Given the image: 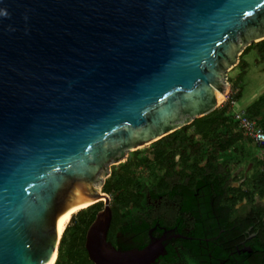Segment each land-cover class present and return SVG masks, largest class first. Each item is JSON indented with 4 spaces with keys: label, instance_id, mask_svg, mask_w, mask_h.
Segmentation results:
<instances>
[{
    "label": "water",
    "instance_id": "water-1",
    "mask_svg": "<svg viewBox=\"0 0 264 264\" xmlns=\"http://www.w3.org/2000/svg\"><path fill=\"white\" fill-rule=\"evenodd\" d=\"M262 40L264 0H0V264H48L99 201L89 259L154 264L162 238L106 239L110 166L216 109Z\"/></svg>",
    "mask_w": 264,
    "mask_h": 264
},
{
    "label": "trees",
    "instance_id": "trees-1",
    "mask_svg": "<svg viewBox=\"0 0 264 264\" xmlns=\"http://www.w3.org/2000/svg\"><path fill=\"white\" fill-rule=\"evenodd\" d=\"M250 49L256 54L255 65L264 62V40L244 49L238 64L229 71L240 68L241 72L235 79L229 76V72L227 74L230 88L228 100L206 115L194 119L191 124L184 125L153 142L149 149L133 151V157L110 167V175L104 182L102 192L110 198L111 221L106 239L114 247L117 241V229H113L115 221L118 225L131 216L132 204L144 209L145 195H155L150 188L156 189L157 194L162 191L158 189L162 186V179L154 164L162 163V178L167 180L179 178L186 183L187 180L193 179L198 185L204 182L217 185L221 178L241 181L239 186L229 187L226 192L229 198L225 204L231 219L234 220L237 216L236 207L245 202L244 226L239 230H231L222 239V246L233 249L236 243L245 240L246 245L252 249V253L246 258V264H264V207L256 203L264 200V171L256 155L258 147H249V144L253 143L240 128L231 104V101L235 102L241 97L240 86L247 68L243 55ZM244 112L264 131V96L248 106ZM242 167L251 169V173L237 174ZM137 172H140L141 178L148 176L149 185L138 180ZM145 172H149V175L144 174ZM168 188V192H171L173 185ZM102 208L103 202L99 201L75 213L60 236L53 264H94L85 249V237L89 226ZM200 214L198 216L201 218ZM123 250H128V247ZM218 263L219 257L204 264ZM193 264L198 263L194 260Z\"/></svg>",
    "mask_w": 264,
    "mask_h": 264
},
{
    "label": "flooded vegetation",
    "instance_id": "flooded-vegetation-1",
    "mask_svg": "<svg viewBox=\"0 0 264 264\" xmlns=\"http://www.w3.org/2000/svg\"><path fill=\"white\" fill-rule=\"evenodd\" d=\"M132 152L127 154L126 160L133 157ZM154 164L162 179V186L158 188L162 191L157 194L156 189L150 188L155 195H145L144 209L132 204L131 216L117 225L115 247L139 249L141 245V248L148 245L152 238H162V255L154 264H193L194 260L204 264L217 257L218 264H246L252 249L245 240H240L233 249L222 246V239L231 230L244 226L246 211L241 208L245 202L236 207L234 220L225 204L229 198L226 194L229 187H237L241 181L221 178L217 185L206 182L198 185L193 179L186 183L179 178L167 180L162 178V163ZM144 174L149 175V172ZM136 175L139 177L140 172ZM138 180L142 184L149 183L148 176ZM171 184L173 189L168 192Z\"/></svg>",
    "mask_w": 264,
    "mask_h": 264
},
{
    "label": "rangeland",
    "instance_id": "rangeland-1",
    "mask_svg": "<svg viewBox=\"0 0 264 264\" xmlns=\"http://www.w3.org/2000/svg\"><path fill=\"white\" fill-rule=\"evenodd\" d=\"M255 58H256V54L253 49H250L246 54L243 55V60L246 62L247 68L245 69V76L243 77L242 84L240 86L241 97L239 100L235 101L234 105H232V109L234 112L245 110L252 103H254L259 98L264 96V62L259 65H255L254 64ZM240 72H241V69L236 68L232 72H229V76L235 79V77ZM223 101L225 100L223 99ZM148 148H149V145L141 148L140 150H146ZM128 155H130V152ZM244 172L245 174L249 175L251 173V169L249 170L247 169V167L239 168V170L237 171V174H243ZM256 203L258 206L264 207V200L258 201ZM241 209L245 210V207L243 206ZM76 212L72 214V217L75 215ZM113 229L114 230L117 229V221H115V224L113 225Z\"/></svg>",
    "mask_w": 264,
    "mask_h": 264
},
{
    "label": "built area",
    "instance_id": "built-area-1",
    "mask_svg": "<svg viewBox=\"0 0 264 264\" xmlns=\"http://www.w3.org/2000/svg\"><path fill=\"white\" fill-rule=\"evenodd\" d=\"M229 99V92L225 95L224 100ZM234 101L231 104L234 105ZM236 119L240 128L243 130L244 135L258 147L259 159L262 163V169L264 171V131L257 125L254 119H250L245 115L244 110L235 111Z\"/></svg>",
    "mask_w": 264,
    "mask_h": 264
},
{
    "label": "bare ground",
    "instance_id": "bare-ground-1",
    "mask_svg": "<svg viewBox=\"0 0 264 264\" xmlns=\"http://www.w3.org/2000/svg\"><path fill=\"white\" fill-rule=\"evenodd\" d=\"M224 99V97L222 98V100ZM82 208V207H81ZM80 209V208H79ZM78 210V209H77ZM77 210H75V211H73L72 213H70L68 216H66L65 217V219L63 220V223H62V226H61V230H60V233H59V235H61V233H62V231L65 229V227L68 225V223L70 222V220H71V217H72V214L74 213V212H76ZM58 235V236H59ZM55 255H56V253H55V251L53 252V254H52V257H51V259H50V261H49V263L48 264H53L52 262H54V260H55Z\"/></svg>",
    "mask_w": 264,
    "mask_h": 264
},
{
    "label": "crops",
    "instance_id": "crops-1",
    "mask_svg": "<svg viewBox=\"0 0 264 264\" xmlns=\"http://www.w3.org/2000/svg\"><path fill=\"white\" fill-rule=\"evenodd\" d=\"M254 146H255L254 144H249V147H250V148H253ZM257 150H258V148H257ZM256 155H257L258 158L260 157V155H259V150L256 151Z\"/></svg>",
    "mask_w": 264,
    "mask_h": 264
}]
</instances>
